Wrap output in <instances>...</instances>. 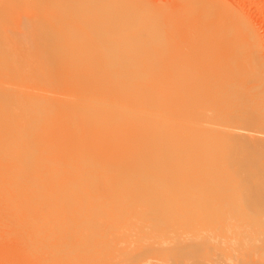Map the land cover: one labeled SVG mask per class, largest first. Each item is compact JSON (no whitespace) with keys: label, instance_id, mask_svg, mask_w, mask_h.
<instances>
[{"label":"bare ground","instance_id":"6f19581e","mask_svg":"<svg viewBox=\"0 0 264 264\" xmlns=\"http://www.w3.org/2000/svg\"><path fill=\"white\" fill-rule=\"evenodd\" d=\"M11 1H1L9 12H0L16 21L29 16L17 32L24 27L30 35L25 23L33 21L40 32L31 33L42 41L11 45L21 36L0 30V257L17 264H81L103 255L123 264H196L197 248L216 250L227 264H264V117L255 114L264 109V83L256 82L262 90L253 79L263 68L251 62L254 33L245 23L239 35L244 22L236 9L188 0L181 22L176 15L162 23L127 0H25L42 16L33 20L32 6ZM23 5L31 13L18 17ZM161 25L187 37L182 48L204 61L207 77L170 75L177 64L159 58L172 57L164 54L171 46L152 35ZM209 191L234 204L218 224L204 214L122 222L65 211L130 199L96 194ZM188 194L174 199L189 202ZM91 227L108 237L84 231Z\"/></svg>","mask_w":264,"mask_h":264},{"label":"rangeland","instance_id":"374dc122","mask_svg":"<svg viewBox=\"0 0 264 264\" xmlns=\"http://www.w3.org/2000/svg\"><path fill=\"white\" fill-rule=\"evenodd\" d=\"M1 1H5V0H0V2ZM15 1H17V0H15ZM21 1L24 4V2H26L28 0H26V1L25 0L24 1L21 0ZM102 1H104V0H101V4L99 3L100 6L103 3ZM111 1L112 0H108L109 3H107V0H106V2H105L106 5L107 4H110ZM127 1H128V3L129 2L130 3H137L136 5L139 6V9H143L144 8L143 11L146 10V12L153 13L155 16L159 17V19H160V21L162 23H165L167 20L169 22L170 21H173L174 20L173 17L176 16V15L179 18H176L175 17V20L182 19V17L184 16V13H185V15H187L186 11H184V7H185L184 5H186L189 2H191L190 0H189V2H188V0H134V2H133V0H130V1L127 0ZM127 1L126 0H118L119 3H123V2L124 3L125 2L127 3ZM140 1H141V4H140ZM211 1H213V0H211ZM70 2H71V0H70ZM74 2L77 3L76 1H73V3ZM91 2L93 4H91ZM91 2L89 0V3L91 5H94V3L96 2V0H95V2H93V0ZM114 2L116 4H118L117 0L116 1H112L113 5H115ZM214 2H220V4H222V5L225 4L224 6L226 8H228V7L230 8L231 7L233 10L236 9L237 16L239 15L240 16V20L244 22V23H242V25L240 23H237V24H239V27H238L237 31L239 32V35L241 37L245 34V28L246 27H245L244 24L247 23V26L248 27L249 26L251 27V28L250 27L249 28L252 29L251 33L252 34L254 33V36L251 35V34H249V35L253 36L254 37V40H253L252 37H249L248 40H249V42L251 44V49L253 48L252 51H251V53L252 54L255 53V54L251 55V57H253L252 60H251V62L253 64H255L257 67H259L261 65L262 68H263V71L261 69V71L263 72V77L257 76L256 78H253V79L255 80V84L256 85L258 84V83H256L258 80H262L263 83H264V0H225V1L224 0H215ZM13 3L14 2H12V4ZM105 3L102 6H105ZM28 4H30V6H28ZM111 4H110V6H111ZM24 5L20 8V10L22 12H19V13L17 12L19 14L18 17L21 14H23L24 11L25 12L27 11V9H26L25 6H27V7H31L32 6L31 9H33V10H31V11H33L32 12L33 14L28 11L29 13L28 12L27 13L24 12V14H23L24 16L26 14L29 15L31 13V16L30 17H33L34 15H36L38 13L39 14V17H42V16H40V12H37L38 11L37 10L38 8L35 9L36 6L33 5V3L28 2L27 5H25V6ZM23 7L25 8V10H24ZM182 8H183V11L184 12L181 11ZM150 10H153L155 12L150 11ZM174 10H175V12H171V11H174ZM0 11L3 12V13L4 12H7V14L9 12V11H2V10H0ZM165 11H166V13H165ZM1 12H0V16H2V17H0L1 18L0 21L3 22L2 23L3 25H2V27H0V30H3L5 28H7L5 31L8 32L9 30H11V31H9L10 33L16 34L17 36H21V38H19L17 42L11 43V45H19V46H23V47H28V46H36L37 43H35V42L41 43L42 38H40V37H38L36 35L40 31L36 30L37 28H35L34 26H33V28H32V26L31 27L29 26V25L33 24L32 23L33 21L32 22H28L29 24L27 22L25 23V21H23V22L26 25L25 27H28L29 28L30 35H29V32L26 31L27 34H28V36L30 37V36L34 35L35 37L32 36L33 39L38 40V41H34L33 39H31L32 37L29 38V40H27L22 35H19V34H23V33L26 34V32H22L24 27L22 28V31L20 33L17 32V30L20 31L21 30V27L23 26L22 25L23 23H21L22 26L19 24V19L21 20V18H17L18 19L17 21H16V19L14 20V18H12L13 17L12 14L10 12V15L9 16H12L11 18L14 20V21H12V19L7 14L4 15ZM179 12L180 13L183 12V13L178 14ZM12 13L15 14V12H12ZM182 14H183V16H182ZM15 15H14V17L16 18ZM166 15H167V18H166ZM20 17L24 18L22 20H25V18H27V17L29 19V16H27V15L25 17H23L21 15ZM170 18H171V20H169ZM184 18H186V17H184ZM32 19L35 20L34 17ZM22 20H21V22H22ZM31 20H27V21H31ZM11 22H14L15 25H16V23H18L20 27L17 25V27H16L17 29H15V27H13L15 25H13V23L11 24ZM178 22H181V20H179ZM27 24H28V26H27ZM179 25L180 24H178V27H179ZM3 26H5V27L3 28ZM181 26H182V24H181ZM161 27H160L161 30H155L152 33V35H156V37H158V38H163L162 39V42H168L169 43L168 47H170V46L172 47L174 45L173 46V49L170 47V49L172 51L171 50H168L169 52H166L167 51V49H166V51L164 52V54L166 53L165 54L166 56L167 55L168 56H171L172 55V57H169V59L168 58L166 59V57L163 58L164 55L163 56L161 55V57L159 58V62H161V63L162 62H165V64H169L171 62V64H172L173 61H174L175 62V65L177 64L176 65L177 68L174 66V68H176V69H174L175 71L171 72L172 74H170V75H172V77L173 76H176V78H177V76H178V78H182V76L183 77L185 76V78L191 77V79L192 78L195 79V78H200L202 76V73L205 71L206 76H205L204 73H203L204 74L203 76L204 77H207V73L209 71L207 72V69L208 68H207V66L204 65V63H203L204 61H201L198 58V60L200 61L199 62L197 60V57L190 56L191 53H189V51L187 50V49H189V47L186 48V49L184 48L186 46H184L183 44L187 43V41H188L187 37L184 34H182V33H173V31H171L170 29L163 28V25H161ZM30 28H31V30H30ZM33 29H35L38 32L36 34H34L36 31L33 30ZM24 30H25V28H24ZM32 30L35 31V32L34 33H31V32H33ZM249 35H247V37ZM45 38H43V40ZM250 38L252 40H250ZM246 40H247V38H246ZM45 41H47V40H44V42ZM18 42H20V43H18ZM25 42H27V44H25ZM48 42H49V40H48ZM252 42H254V43L252 44ZM50 44L52 46H54L56 44V42L55 43H53V42L45 43V46L47 47V45H49L48 47H52V46H50ZM165 44L167 45V43H165ZM72 45H75L76 46L78 44L75 43V42L74 43H72V42H61V46L62 47L63 46L64 47H66V46H69L70 47ZM166 45H165V47H166ZM182 45L184 46L183 48H182ZM179 47H181V48H179ZM175 48H176V50H174ZM178 50H179V52H178ZM170 51H171V53L176 54V56H175L176 58H174V54H171ZM176 51H177V53H176ZM177 54H179V55H177ZM194 56H196V55H194ZM184 57H187V58L184 59ZM170 58H174V59H170ZM180 58H182V59H180ZM64 59L65 58H63V60ZM256 59H257L258 63H257ZM53 60H55V59H53ZM57 60L60 61V59H57ZM147 60H149V58H147ZM191 61H193V64H192ZM195 61H197L199 64L198 63H195ZM201 62H202V65H204L206 67V69L203 68L204 66L203 67L201 66L202 68L199 67V65H201ZM259 63H260V65L258 66ZM173 64H172V66H173ZM179 64L183 65L185 68L188 67V69L186 70L183 66H180ZM190 64H191V66H194V67H191ZM196 64L198 65V68L199 69H197V65ZM178 65H179V68L180 67H181V69L184 68V71L185 72L182 73L184 75H181V71L183 69L182 70L181 69L177 70L178 69ZM195 65H196V68H195ZM261 66H260V68H261ZM190 69L193 72H191ZM188 70H189V72L186 73V71H188ZM201 71H202V73H201ZM197 72H199L200 74L197 73ZM173 73H174V75H173ZM186 74H187V77H186ZM158 76L159 77H164V74H163V76H162V74L161 75L158 74ZM255 84H254V87L253 88H255ZM258 86L262 88V86L260 84H258ZM262 90H263V88H262ZM255 109H256L257 112H260V113H255V114L262 115L264 117V109H262V110L261 109H258V108H255ZM258 127H261V126H258ZM258 127H256V128H258ZM187 194H181V193H166V192L151 193V194L145 193V192H142L141 194H139V193H126V194L125 193H123V194H120V193H108V194H96V196H99V197H101V196H111V197L112 196H115V197L116 196H118V197L123 196V197H128L130 199L124 200V201H119L117 199L116 200L115 199L114 200H96L93 203H91V202H84V203L71 204L69 206H66L67 207L66 209H68V210H65V211L67 213H73V214H78V215H82V216L107 217V218H110V219L112 217V219H115V221H122V222H127V221H129L131 219H135V220L137 219L138 220L140 218L143 219L144 221L147 220L149 222V220H153V218H156V217H158V218L159 217H162V218H166V219L167 218H172L171 220H174L173 218H176V219H185V218H189V217H191L193 215H196V214H197V216H198V214H200V215L201 214H204L212 223H217L218 224V223H220L222 221L223 214L225 215L226 213H230L231 212V209L234 206L233 202H227L226 199H225V196L222 195V193H217V191L216 192H213V193H212V191H209V192H206V193H196V194L191 193V194H188L192 198L194 196V198L193 199L192 198L190 199L191 202L190 201L189 202L186 201L187 204L184 201L181 202L180 200L176 201L174 199V198H179L180 196L182 197L183 195H186L185 197H188ZM81 195L87 196L89 194H81ZM138 196H139V198H137ZM197 196L198 197L201 196L204 199H205V197H207L205 199L206 201L203 199L204 201L202 202L199 199L200 203H197V198H198ZM152 197H155V198H152ZM164 197H173V198L164 199L163 201L162 200L159 201L157 199V198H164ZM144 198H147V199L149 198L150 200H147L146 199V201H145ZM216 198H219L220 200H216ZM151 199H153V200H151ZM192 200L193 201H196V202H193ZM99 219H102V218H99ZM99 226H102V225H99ZM103 227H102V230H103ZM104 229H105V227H104ZM102 230L100 228L91 227V228L86 229L84 231L86 233H88V234H94V235H96V238L101 239L105 235L107 236L106 231L103 232L104 230L103 231ZM191 240L194 241L195 239L194 238H191ZM194 249H195V253L198 256H200L199 257L200 259L198 260L199 262H197L196 264H213V262L215 264H227L226 261L224 260V258L222 257V255L218 254V252L216 250H214V249H209L207 251H201V250H198L197 248H194ZM150 253H152V252H150ZM142 254H144V253L141 252L140 255H142ZM5 258L6 257H0V261H1L0 264H7V261L10 264L13 263L12 262L13 259H9V258L8 259H5ZM1 259L2 260L5 259L4 262ZM88 260L87 259H85V261L78 260L77 262L81 261L82 262L81 264H123L121 262H117L118 260H116V261H115V259L113 260V258H111V257H109V259H108L107 256H105V255L101 256V258H100V256H98L97 259L92 258L91 260H89V261ZM77 262H75V263H77ZM151 262L152 261H150L149 263H139V264H153V262L152 263ZM155 262H157V261H155ZM72 263H74V262H72ZM159 263L160 262H158L157 264H159ZM13 264H17V263H15V261H14ZM19 264H23V263H19ZM125 264H132V263H125Z\"/></svg>","mask_w":264,"mask_h":264}]
</instances>
